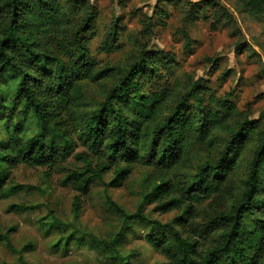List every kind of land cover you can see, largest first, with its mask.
Masks as SVG:
<instances>
[{"label": "rangeland", "instance_id": "obj_1", "mask_svg": "<svg viewBox=\"0 0 264 264\" xmlns=\"http://www.w3.org/2000/svg\"><path fill=\"white\" fill-rule=\"evenodd\" d=\"M58 1L68 15L67 43L75 53L77 49L70 38L82 22L86 7H94L92 34L85 38L89 39L96 69H108L111 76L98 83L81 82L77 110L79 127L73 131L66 159L52 169L22 164L5 168L6 186L23 184L32 188L0 201V234L14 227L8 236L15 248L11 249L5 241L0 242V264H15L20 258L24 264H118L114 253L104 251L95 239L111 241L124 220L114 205L127 214L135 213L143 201V194L160 183L161 175L151 167L134 164L131 175L120 186H108L114 173L113 170L105 172L102 179H93L89 192L81 196L78 216L74 215L73 202L80 192L75 189V183L66 181V176L83 171L87 165L95 167L106 159L101 160L89 148L82 124L117 85L121 75L138 61L144 49L153 54L145 71L136 78L138 86H131L119 96L117 104L120 107H126L128 99L139 93L150 96L166 91L168 101L164 115L174 111L186 92L191 95L184 113L195 121L199 119L200 103L205 111L222 109L225 104L233 105L237 111L224 129L213 131L204 142L193 143L184 164L166 172L162 176L164 179L189 183L199 166L216 162L239 123L257 122L256 128L248 133L247 145L237 155L235 169L227 177L224 189L205 202L195 204L197 217L191 223L201 226L218 211H229L243 193L254 151L264 133V0ZM1 5L5 7L4 3ZM115 24L118 25L120 48L107 54L100 50V45ZM30 71L41 77L35 68ZM16 85L14 74H9L1 83L8 110L0 111V139L8 138L5 122L11 114L9 97ZM22 117L24 114L19 108L12 111L14 122ZM126 124L132 131L130 111L126 113ZM154 127L151 123L147 129L142 152L148 149ZM22 130L21 136L27 140L37 132V125L29 117ZM119 167L125 169L127 165L120 162ZM214 178L210 176L209 179ZM18 204L37 208L33 211L12 208ZM156 207L157 203L145 202L143 213L151 220L176 226L174 220L182 209L161 213ZM54 218L65 225L50 227ZM255 223L254 218L246 217L244 225L252 229ZM223 230H215L203 250L216 246ZM156 232L157 229L146 222L130 223L118 245L119 254L129 264H170L146 240L148 234ZM26 244L30 247L18 253Z\"/></svg>", "mask_w": 264, "mask_h": 264}, {"label": "trees", "instance_id": "obj_2", "mask_svg": "<svg viewBox=\"0 0 264 264\" xmlns=\"http://www.w3.org/2000/svg\"><path fill=\"white\" fill-rule=\"evenodd\" d=\"M5 4V7L1 5ZM95 9L87 6L82 22L71 36L73 52L68 43L69 19L58 0H0V111L8 110L1 83L9 74L17 78V85L9 97L11 114L5 122L7 139H0V201L23 189V184L7 185L5 168L19 165L54 168L67 158L73 131L78 130V107L81 99V82L98 83L111 76L108 69L98 71L91 56L85 35L92 34ZM118 25H114L100 45V50L110 54L117 51ZM50 46V47H49ZM53 47L55 50H53ZM52 48V49H51ZM153 53L144 49L138 61L121 75L105 100L83 122L88 146L104 161L83 171H74L66 181L75 183L80 195L73 202L74 215L81 211V196L89 192L93 179H102L105 172L113 170L114 178L108 186H120L132 173L134 164L151 167L161 175L160 183L148 193L138 210L127 214L114 205L124 218L120 231L111 241L95 239L102 249L114 253L118 264H129L119 254L118 245L130 223L146 222L157 229L146 236L149 245L160 252L170 264H264V133L254 151L242 195L229 211H218L201 226H193L197 217L195 204L212 198L224 189L227 177L232 174L236 158L248 143V133L256 128V121L245 120L230 136L215 163L199 166L194 178L187 184H179L162 176L184 164L193 143L204 142L217 129H224L229 119L237 115L233 105L205 111L200 103L199 119L188 117L184 110L190 92L184 93L173 112L164 115L168 93L140 94L128 99L127 106H119L117 100L131 86H138L137 76L145 71ZM65 58L67 62L64 61ZM35 68L40 78L30 71ZM226 102V101H225ZM19 108L24 114L19 121L11 118ZM130 111L133 129L129 131L126 113ZM37 125V132L24 140L21 136L28 118ZM162 120V121H161ZM151 123L155 124L148 149L141 151L143 139ZM127 165L125 169L119 163ZM210 176L215 177L209 179ZM220 176V177H218ZM111 202V201H110ZM145 202L157 203V211L168 213L182 209L173 224L151 220L143 213ZM20 211H33L35 205L12 206ZM52 215V214H51ZM246 217L255 220L252 229L245 227ZM65 225L58 218L50 227ZM218 228H224L219 243L203 250L210 236ZM0 234L15 249L8 233ZM67 245V242H66ZM30 247L26 244L18 253ZM15 264H24L22 258Z\"/></svg>", "mask_w": 264, "mask_h": 264}]
</instances>
